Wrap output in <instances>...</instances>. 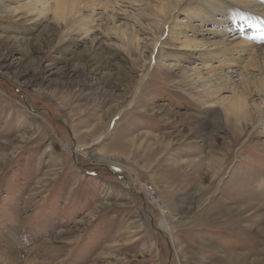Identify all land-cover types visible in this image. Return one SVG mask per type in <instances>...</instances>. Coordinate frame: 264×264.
<instances>
[{
    "label": "rangeland",
    "instance_id": "obj_1",
    "mask_svg": "<svg viewBox=\"0 0 264 264\" xmlns=\"http://www.w3.org/2000/svg\"><path fill=\"white\" fill-rule=\"evenodd\" d=\"M108 1L88 24L78 5L60 15L56 0H0V264H264V92L239 119L205 108L199 70L223 58L171 36L202 24L194 41H245L223 70L253 85L264 16L203 24L195 0L165 19V0ZM7 65L30 76L17 83Z\"/></svg>",
    "mask_w": 264,
    "mask_h": 264
},
{
    "label": "bare ground",
    "instance_id": "obj_2",
    "mask_svg": "<svg viewBox=\"0 0 264 264\" xmlns=\"http://www.w3.org/2000/svg\"><path fill=\"white\" fill-rule=\"evenodd\" d=\"M129 1H134L135 3H138L142 0H129ZM108 2H109L108 0H106V2H105V0H56L55 5L57 7V14H60V15L62 14V11H63L62 9L66 8L68 6L78 5L80 8L83 7V8L92 9L93 14L91 15V17L87 21V23L93 24L95 21H100L103 19L102 16H99V14L95 13L96 8L100 7V8H104L103 10H105L107 7L106 3H108ZM186 2H188V0H165V3H163V5L161 6V9L157 12L155 11V13L160 14L161 17H163V19H165L169 14H173V13H175V11H177V9H180V7H182V5H184V3L186 4ZM201 2H202V0H195L194 5L192 4L193 7L191 8L192 9L191 14L198 12V10H200L202 7H204L203 9H201V11H199L200 16H202L203 14H207V16L205 18H203L201 21L203 24H205V22H207L208 24L218 23L220 20L216 19L217 15L224 17V16H226V14L228 15V14L233 13L235 15L239 14V15H236V17H239V16L241 17V15L245 13L246 9L251 10L249 12L252 16H254V15L256 17H260V16L263 17L264 16V12H262L261 14H257V12L260 11L258 9V7H260V5H259V3L255 2L254 0H229V3H231V4H229V6L227 8H225L226 6L222 2H219V3L217 2L215 4H213L211 2H207L206 5H202ZM31 3L32 4H41L43 6L46 4L45 2H43V0H32ZM130 4L132 6H135L132 4V2ZM107 9H109V8H107ZM44 14L45 13H43V11L40 13L41 16H43ZM115 20H116V18L114 19V17H113V19H111V21H115ZM234 21L235 20H233V22ZM167 22H168V20H166L163 23V27H164V25H168ZM223 22L224 21H221V24H223ZM55 23H56L55 28H58L59 30H63L62 26H60V24H62V25L64 24L63 20H62V23H60L58 21ZM49 24H51V22ZM224 24H226V23H224ZM201 25L199 27H196L195 25H191L190 28H187L188 26H186V25L184 27L181 26V28L178 30L179 33L176 35H173L174 32L171 31V36L175 37L173 40H177V41L182 42L181 44H182V47L185 51L192 52L194 50L198 51L199 49H202L203 51H207L206 55L208 56L210 54V52H208V51H212V50H209V48L213 47L215 49V51L217 52V54L220 53V55L223 58L222 65H221L222 67H219L220 70L217 69L218 67L215 68L213 66H208L207 69L204 68L203 70L202 69L199 70V74H200V76L198 77L199 81L206 80L205 85H204L203 89L201 90V93L203 95L202 97H204V100H202L201 102H202L203 106H205V108L206 107L207 108H214L216 105L221 103V109L225 112L226 116L233 115L232 117L239 119V116L241 114H244L246 112V110L250 111L248 108H249V104H250L249 101H251L252 95L254 93H256V96H258V94L260 96V94H262V92H264V61L258 62L255 58L254 61L252 62L254 65L257 66L259 72L262 74V78L260 79L259 82L256 81L257 83L252 85V83L254 81H252V83H251L250 79L241 76L240 82L234 83L232 81L230 75H228L226 72H224L223 65L225 63L231 62L237 66L238 63L242 60L239 59L240 61H238V60L234 61L233 60L234 58L232 59V58H230V56L232 57L233 53L238 54L240 52L241 53L246 52L248 48H251L250 44L247 45L248 43H246L245 41H240V42L235 41V42L227 45L225 42L216 41L215 39H213L214 41H211L210 39H206L205 36L199 40L194 41L193 40L194 36H198V35H200V33H202L201 31H204L201 29ZM173 30H175V29H173ZM189 30H190V32H192L191 37L186 35ZM238 30H242V29H238ZM247 30H249V29H247ZM89 31H90V29H87V32H89ZM215 36H214V38H215ZM153 37H154V42L156 43L159 38H156V36H153ZM180 37L181 38L184 37L185 39L182 41V39H180ZM85 38L89 40V42L85 41V43L87 44L86 47H87L88 51L94 53L97 49L100 48L99 42H95L94 39L90 40V37H88V35H86ZM192 48H194V50H192ZM252 63L246 64L245 70H247V72L251 71L250 69L253 66ZM17 69H19V68H16L14 65H7L2 70L6 75L14 78L17 81V83L23 84L25 82V80L27 79V77L30 75H28L29 73L28 74L27 73H20L17 71ZM204 70H205V73L203 72ZM248 74H250V73H248ZM223 91H230L231 95L230 96L220 95V93ZM261 102H262L261 104L263 105L264 100ZM253 106L256 109L261 107L260 104H256L254 102H253ZM234 123H235V121H234ZM76 133H77V131H76ZM93 133H95V132H93ZM68 149L71 152V154H73L74 156H77V155H80L83 153L82 149L79 146L68 147ZM83 155H85V154H83ZM85 156H87V154ZM257 185L260 189H264V178L261 179V181L259 182V184L257 183ZM155 205H156V202L154 203V206ZM156 206L158 207V205H156ZM159 209L162 210L163 213H165L166 215L168 214V211L166 210L165 204L163 205L162 208L159 207ZM165 211H167V212H165ZM160 224H161V228H164V229L166 228V230L169 228V225H168L169 223L166 220H165V222L164 221L162 223L160 222ZM177 251H179V250H177Z\"/></svg>",
    "mask_w": 264,
    "mask_h": 264
},
{
    "label": "built area",
    "instance_id": "obj_3",
    "mask_svg": "<svg viewBox=\"0 0 264 264\" xmlns=\"http://www.w3.org/2000/svg\"><path fill=\"white\" fill-rule=\"evenodd\" d=\"M143 191H144V193H145V198H146V200H147V202L149 203V204H151V205H153L154 206V204H152V201H154V202H156V204H157V200H156V198L151 194V192L150 191H152V190H148V189H143ZM153 192V191H152ZM150 194V195H149Z\"/></svg>",
    "mask_w": 264,
    "mask_h": 264
}]
</instances>
